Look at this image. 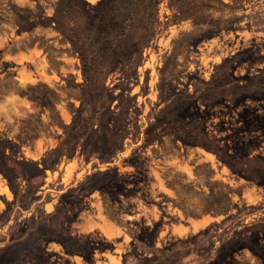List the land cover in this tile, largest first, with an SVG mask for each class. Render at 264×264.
Wrapping results in <instances>:
<instances>
[{
    "label": "rangeland",
    "instance_id": "obj_1",
    "mask_svg": "<svg viewBox=\"0 0 264 264\" xmlns=\"http://www.w3.org/2000/svg\"><path fill=\"white\" fill-rule=\"evenodd\" d=\"M0 264H264V0H0Z\"/></svg>",
    "mask_w": 264,
    "mask_h": 264
}]
</instances>
